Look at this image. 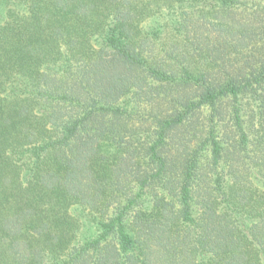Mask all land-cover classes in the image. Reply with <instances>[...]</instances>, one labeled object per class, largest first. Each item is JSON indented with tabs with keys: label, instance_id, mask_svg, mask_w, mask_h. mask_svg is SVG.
Listing matches in <instances>:
<instances>
[{
	"label": "trees",
	"instance_id": "1",
	"mask_svg": "<svg viewBox=\"0 0 264 264\" xmlns=\"http://www.w3.org/2000/svg\"><path fill=\"white\" fill-rule=\"evenodd\" d=\"M0 264H264V0H0Z\"/></svg>",
	"mask_w": 264,
	"mask_h": 264
}]
</instances>
